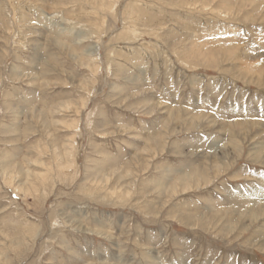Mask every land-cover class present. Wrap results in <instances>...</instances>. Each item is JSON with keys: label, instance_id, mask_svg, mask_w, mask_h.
<instances>
[{"label": "rangeland", "instance_id": "rangeland-1", "mask_svg": "<svg viewBox=\"0 0 264 264\" xmlns=\"http://www.w3.org/2000/svg\"><path fill=\"white\" fill-rule=\"evenodd\" d=\"M0 264H264V0H0Z\"/></svg>", "mask_w": 264, "mask_h": 264}, {"label": "bare ground", "instance_id": "bare-ground-1", "mask_svg": "<svg viewBox=\"0 0 264 264\" xmlns=\"http://www.w3.org/2000/svg\"><path fill=\"white\" fill-rule=\"evenodd\" d=\"M180 119V118H179ZM240 132V131H239ZM158 137V136H157ZM162 142V141H161ZM256 144V143H255ZM214 156V155H213ZM217 156V155H216ZM216 159V158H215ZM214 164H215V162H214ZM212 165V164H211ZM210 166V165H209ZM203 168V167H202ZM210 168V167H209ZM183 178V177H182ZM192 178V177H191ZM262 211V210H261ZM261 213V212H260Z\"/></svg>", "mask_w": 264, "mask_h": 264}]
</instances>
